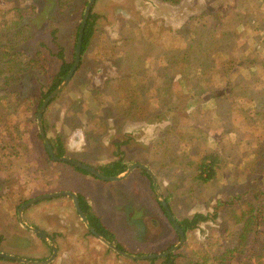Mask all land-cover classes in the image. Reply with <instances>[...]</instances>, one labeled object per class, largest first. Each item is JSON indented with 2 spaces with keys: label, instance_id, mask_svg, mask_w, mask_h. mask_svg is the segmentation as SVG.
I'll list each match as a JSON object with an SVG mask.
<instances>
[{
  "label": "rangeland",
  "instance_id": "obj_1",
  "mask_svg": "<svg viewBox=\"0 0 264 264\" xmlns=\"http://www.w3.org/2000/svg\"><path fill=\"white\" fill-rule=\"evenodd\" d=\"M86 1L0 0V41L18 19L26 28L18 47L35 62L7 89L1 81L7 72H0V196L79 191L124 253H160L178 238L146 185L152 180L135 170L120 192L115 182L99 183L46 160L35 115L34 126L27 122L33 108L15 104L47 86L59 49L64 58L73 53ZM90 12L93 30L82 59L45 111L48 129L62 133L64 156L92 167L119 156L141 163L175 218L206 214L171 252L180 263L232 257L230 264H264V254L257 259L247 250L251 237L234 233L249 208L244 200L264 205V0H94ZM42 58L49 69L39 65ZM205 152L217 161L213 177L201 182L193 175ZM237 193L241 203L229 209V196ZM74 218L68 245L75 254L60 237L59 251L45 264H159L117 253ZM231 245L236 248L225 254Z\"/></svg>",
  "mask_w": 264,
  "mask_h": 264
},
{
  "label": "trees",
  "instance_id": "obj_2",
  "mask_svg": "<svg viewBox=\"0 0 264 264\" xmlns=\"http://www.w3.org/2000/svg\"><path fill=\"white\" fill-rule=\"evenodd\" d=\"M64 4L62 1L59 2V4L57 6H59V8H64ZM13 9H16L15 6L12 7ZM33 8V7H30ZM33 14V12H32ZM93 16L94 14L91 13L89 11L88 16L86 18L83 30H82V36H81V41H80V51H79V61L78 64L80 63L81 59H82V55H83V51L85 50L86 46L88 45L90 36L92 34V25H93ZM79 22H77L78 24ZM79 25V24H78ZM78 25L77 28L75 29V37H76V32L78 29ZM9 26L11 27L9 34H3L2 36V41H0V72H7V74L5 75V77L1 78L2 83L4 84L5 88L7 89L10 85V82H12V79L16 77L19 78V76L27 71V68L34 65L35 62L33 59H29L27 60V56L22 52L21 47H18V44L20 42H22L24 36L23 33L26 30L25 26H22L19 24L18 19L17 20H11ZM13 33V35L16 37V39H13L11 37V34ZM19 36L21 37L22 41H19ZM40 45H42V43H39ZM74 44H75V38H74V43H73V53L70 54L69 57L64 58V55L61 53L62 49H59V51L56 53L57 56L60 58V63L57 65L55 71L50 75L49 79H48V83L47 86L39 89V92L37 93V95L34 98H28L25 97L23 98L21 101L17 98L15 101V104H27V107H32L33 111L31 112L29 119H27V122L31 125L34 126V115H35V111L37 109V107L39 106V104L41 103L42 99L46 96V94L51 91L54 87H56L59 82L63 79V77L65 76L66 72L68 71L69 67L72 64V60H73V54H74ZM38 54V53H37ZM36 59V58H34ZM40 63L39 65L44 69H49V67L51 66V63H48V68H47V61L45 58L39 59ZM44 75H48L47 71L46 73L43 72ZM48 104L45 107L44 111L41 114V118H40V122H41V126H42V130L44 132V135H46L47 140L54 152V154L56 156H62L65 155V147H64V141L62 140V133L61 131L58 130H53L50 131L48 129V124H47V119L45 116V111L47 110ZM33 133V132H32ZM50 133V135H49ZM36 138L39 139L38 134L35 132L34 133ZM43 153L45 155V159L48 161H51L46 152L43 149ZM217 159L214 155V153L212 152H205L199 155L196 166H195V171H194V175L193 177L196 178L198 181L201 182H205L209 179H211L213 177V170H214V166L216 163ZM129 162L124 161L120 156L116 159H113L112 161H109L108 163H105L103 165H100L99 167H94L95 169H97L101 174L106 175V176H111V175H117L119 173H121L125 167L128 165ZM72 167V166H71ZM74 170L80 171L82 173L88 174L87 172L76 168V167H72ZM140 173H143L144 175L147 176L148 179H150L148 177V174L143 171L142 169H139ZM89 175V174H88ZM94 178V177H93ZM150 181V180H149ZM148 189H151V193L153 192L151 184L150 187L148 185ZM242 193H245L242 191ZM154 194V193H153ZM37 195V194H35ZM261 192L258 193H254L253 196H255V198L257 200H259V196H261ZM79 206L81 208V210L83 211L84 215L86 216L90 226L99 234L101 235L104 239H106L108 242H110L111 244H113L115 246V248L119 251L122 252H126L125 249L118 244L117 242H113L114 240V236L112 235V233L108 230V228L104 225L101 224V222L99 221L98 217H95L93 215H90L88 212V206L83 203L82 201H84L80 195H76ZM241 194L237 193L234 196H229V209L231 207L240 205L241 203ZM246 197V196H244ZM164 201L167 203L168 205V197L167 196H163ZM29 198H22L20 197L19 199V203L16 205L18 206L21 203H24L25 201H27ZM82 199V200H81ZM244 200V199H243ZM263 199H261L260 201H257L256 204H254L253 202H247L244 200L245 205H247V207H249L248 209H245L244 214H243V218L241 221V223H238V228L235 229L234 233L236 235H238V238H248V236L251 237V243L249 244V247L247 248L249 254L251 252H253V254H255L256 258L258 259L259 257L261 259L263 254H264V242H262V240H264V205L261 202ZM157 207L160 210V212L163 214L164 219L166 220V224L170 225L169 221L167 220L165 213L163 211V209L161 208L160 204L158 201H156ZM168 207L170 208V206L168 205ZM207 215L206 214H202V213H193L191 214L189 217H182V218H175L176 222L178 224V226L180 227V229L183 231L185 237H186V233L188 231H190L191 229L197 227L198 223L207 220ZM171 227V225H170ZM172 229V227H171ZM173 231V230H172ZM87 234H90L88 231H86ZM174 234H176L173 231ZM174 242L170 243L173 244ZM257 243H260L259 248L257 247ZM235 247V246H234ZM234 247L231 245L230 249H225V254L230 255L231 252L234 250ZM236 248V247H235ZM227 251V252H226ZM144 254V252L139 251L136 252V255H142ZM179 256V254L177 253H168L164 256H160L158 258H151V259H147L148 262L153 263L154 261L158 260L159 264H184V263H180L177 260V257ZM224 256V255H222ZM250 257V256H249ZM3 260V259H0ZM211 262L209 263L208 261H203L202 259H193V260H189L187 262V264H224V261H226L227 263L230 264V262H234L232 259V257H226L223 260H221L220 258H216V260L214 259H210ZM232 260V261H231ZM241 261H245L244 263L247 262V259H241ZM243 263V262H242Z\"/></svg>",
  "mask_w": 264,
  "mask_h": 264
},
{
  "label": "crops",
  "instance_id": "obj_3",
  "mask_svg": "<svg viewBox=\"0 0 264 264\" xmlns=\"http://www.w3.org/2000/svg\"><path fill=\"white\" fill-rule=\"evenodd\" d=\"M262 27H264V25ZM135 170H139V168L133 169L125 178L118 181H103L96 178L93 179V177L90 178L99 183L107 182V184H109L108 182H115L117 183V185H115L114 187L116 188V191L123 192L125 189H121V187H123L125 182L131 179V177L133 176L132 172H134ZM146 185L148 187V184ZM3 186H0L1 192L5 191ZM2 188L4 190H2ZM3 194L4 193H2V195L0 196V219L2 221L3 218L5 223L4 225L0 224L1 252L20 257L24 260L41 261L49 256L51 252L52 242L56 243L59 251L60 246L58 242H56V240L61 239L60 237L65 239L67 243L66 248L68 253L74 248V244H71L72 247L68 245V243L72 240L70 232L77 225L74 218L76 213L72 206L71 208L75 214L74 216L72 215V212L70 210V199H68L66 196H55L52 198L38 200L28 205L21 211V222L19 223L16 212L18 206L20 205L19 204L18 206H16L19 203V200L14 199L3 201ZM75 194L80 195L79 191H76ZM103 198L105 199L104 195L99 197L97 201L100 202ZM84 201V203L88 206L89 214L98 217L101 224L108 228L105 222L101 221L99 215H97L96 212L92 209V204L86 200ZM32 228L39 229L46 233L47 239L42 240L37 237L30 230ZM4 230H6L7 234L4 233ZM13 232L17 235L15 236ZM9 234L13 236H10ZM15 240H18L19 243L23 242L24 247H16L15 245H11L9 243L10 241ZM73 253L75 254V252H70L69 255ZM0 264H24V262L3 259L0 260Z\"/></svg>",
  "mask_w": 264,
  "mask_h": 264
},
{
  "label": "water",
  "instance_id": "obj_4",
  "mask_svg": "<svg viewBox=\"0 0 264 264\" xmlns=\"http://www.w3.org/2000/svg\"><path fill=\"white\" fill-rule=\"evenodd\" d=\"M94 0H87L85 3V6L83 8V12L81 14V18L79 21V25H78V29L76 32V37H75V44H74V54H73V60H72V64L69 67L68 71L66 72L65 76L63 77V79L59 82V84L54 87L51 91H49L46 96L42 99L41 103L39 104L37 110H36V114H35V122H36V126H37V131H38V135L40 137V139L43 142L44 145V149L45 152L48 156V158L51 161H59V162H64L72 167H76L79 168L85 172H87L90 176L99 179V180H103V181H118L121 180L123 178H125L133 169L135 168H139L142 169L143 171H145L149 178L152 180L153 185L152 188L154 190V192L157 194V198H158V202L161 206V208L163 209L165 216L167 218V220L169 221L172 229L174 230V232L177 235L178 241L176 244L172 245L171 247H169L168 249L160 252V253H155V254H143V255H132V254H126L122 251H119L115 248L114 245L110 244L107 240H105L101 235H99L89 224L86 216L84 215L83 211L81 210L76 194L72 191H54V192H50V193H43L40 195H37L34 198H31L29 200H27L26 202L20 204L16 210L17 212V218L19 223L21 222V211L27 207L28 205L41 200V199H47V198H52L55 196H66L69 197L71 200V204L72 207L78 217V219L80 220V222L83 224V226L85 227V229L91 234L93 235L95 238H97L99 241H101L102 243H104L105 245H107L108 247H110L111 249H113L114 251H116L117 253L124 255L126 257H129L131 259H150V258H155V257H160V256H164L168 253H171L173 250H175L176 248H178L182 242L185 239L184 233L183 231L180 229V227L178 226L175 217L173 216L170 208L168 207L167 203L164 201V199L160 196L156 186L154 185V178L152 173L150 172V170L143 164L138 163V162H131L129 163L125 169L117 174V175H111V176H106L101 174L98 170H96L94 167L78 161L76 159H72L69 158L67 156H56L47 140V138L45 137L43 130H42V126H41V122H40V118H41V114L43 112V110L45 109L46 105L48 104V102L56 95L60 92V90L66 85V83L69 81L70 77L72 76L74 70L76 69L77 65H78V61H79V51H80V41H81V36H82V30L86 21V18L88 16V13L90 11L91 5L93 3ZM37 237H39L40 239H47L46 233H44L43 231L39 230V229H30ZM57 252V247L56 244L54 242L51 243V252L49 254V256L41 261H29V260H24L20 257L11 255V254H6L0 251V258L3 259H7V260H14V261H20V262H24V263H30V264H45L48 263L49 261H51L54 257V255Z\"/></svg>",
  "mask_w": 264,
  "mask_h": 264
}]
</instances>
